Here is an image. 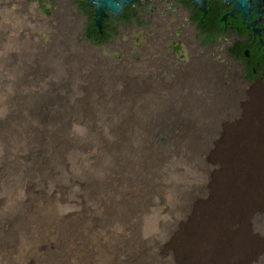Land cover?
Instances as JSON below:
<instances>
[{
	"label": "bare ground",
	"instance_id": "1",
	"mask_svg": "<svg viewBox=\"0 0 264 264\" xmlns=\"http://www.w3.org/2000/svg\"><path fill=\"white\" fill-rule=\"evenodd\" d=\"M21 2L25 9L26 0ZM56 5L54 1L47 8L48 13L41 7L37 10L41 16L39 23H34V13L28 12L32 14L27 17L32 31L39 42L46 43L44 49L57 33V27L45 28L46 24L53 25V20L57 23ZM131 5L133 10L126 9L121 19L103 13L99 32L107 23H113L115 29L102 40L91 41L82 28L74 36H65L64 31L62 38L69 55L79 56L76 46L85 45L94 51L98 61L122 65L123 71H93L81 80L80 91L78 88L68 97L72 100H66L69 93L53 96L56 104L50 110L36 104L30 115L50 113L55 118L0 121V264H264V181L259 182L262 190L256 189L257 196L245 202L248 225L242 222L234 234L235 223L238 227L241 218L240 210L237 213L235 209L242 208V201L229 198V211L223 212L215 199L219 183L232 185L230 162L226 158L228 163L223 161L222 166V160L213 163L216 154L208 152L205 156L187 151L165 157L150 150L144 138H136L134 147L129 137L96 133L113 129V123L105 127L100 123L125 116L120 108L134 100L139 108L156 104L161 109L157 113L172 115L175 120L198 113L215 120V128H211L215 131L222 111L218 101L237 98L235 89H264V63L239 58L150 1L134 0ZM14 8L6 9V13H14ZM69 10L77 21L85 19L89 23L87 15L78 18L80 14L73 3ZM93 11V24L97 27L96 8ZM8 27L9 39L0 47V76L5 75L0 80L12 89L21 88V94L15 90V94L8 96L9 103L14 105L13 101L26 97L24 85L54 87L59 81H71L65 76L67 70L64 71L68 59L60 55L33 56L34 52H27L20 28ZM22 34L26 31L22 30ZM150 46L156 59L146 52ZM195 56L203 64H214L219 73L212 68L203 71V64ZM125 61L127 67H123ZM39 68L43 74L38 72ZM181 72L187 75L183 77ZM218 79L226 93L217 89ZM87 83L90 88L85 87ZM116 83V92L104 90ZM204 83L205 97L213 105L192 101V97L201 96L195 95V91L191 95L190 88ZM181 85L186 93L178 89ZM9 112L12 110L4 114ZM138 113L149 114L147 109ZM68 118L80 121L83 126L77 122L74 125L94 134L77 139L60 133ZM17 126L23 133H18ZM121 126L125 129L123 123ZM141 127L151 130L147 124ZM241 166L236 171L241 169L245 173L249 169ZM204 203H216L219 210L216 213L211 208L206 215L200 208L207 205ZM206 234L209 246L212 245L209 251ZM234 247L251 251L248 258L255 252L257 256L244 260L234 254Z\"/></svg>",
	"mask_w": 264,
	"mask_h": 264
},
{
	"label": "rangeland",
	"instance_id": "2",
	"mask_svg": "<svg viewBox=\"0 0 264 264\" xmlns=\"http://www.w3.org/2000/svg\"><path fill=\"white\" fill-rule=\"evenodd\" d=\"M54 1L55 3H57L56 5L57 6V23H55V21L53 20L51 21L53 25L49 26L48 24H46L45 28L57 27L56 29L57 33L54 34L53 37L50 39V45L47 47V49H44L43 46L46 45V43H43V42L41 43L38 41V37L32 31V28H31L32 23L30 21L28 22L27 17L29 16L32 17V14H29V13L33 12L35 15V19L33 20V22L34 23L41 22V19H40L41 16H40L39 11L37 10L40 7L42 8V6L46 8L48 7L50 8V6L53 5ZM29 2H30L29 0H26V6H25V9H23L21 0H0V36H1L0 37V47L3 45V43L7 44L6 41L9 39V36L7 37V34L10 35L11 28H9L8 26H12L13 29L20 28L21 30L20 35H21V38L22 37L24 38V44H26L25 47H27L28 49L27 52H30L31 54L34 52L32 54L33 56L43 55L45 58H48L49 56H51L52 58H55V56L60 55L69 60L68 64L66 65L68 68L64 65L65 66L64 71L67 70L65 72V76L69 78L71 81L65 82V83L63 80L61 82L59 81L58 83L54 85V87H50V86L48 87L46 85L41 87L40 84H36L35 86H33V88H31V87H27L28 85H24V88L22 87L23 88L22 91L24 93L23 95H26V97L23 96L24 99L13 101L14 105H12V103H9L8 96L15 94L17 90H18L17 92L21 94V91H19L21 88L18 87L16 89H12L11 86H9L6 82H1V80L5 78V75H3L2 73V75L0 76L1 77L0 82L4 85L0 83V94L3 96V99H1L0 97V121L10 120V119H21V118H22L21 120H31L32 118L34 119L55 118V116L50 113H47L44 115H36V116H30V115H31V112L33 113L35 112V109H36L35 107L38 105H40L38 108H45V109L50 110L56 104V102L52 99L53 96L57 97L60 95L64 97L67 93H69L67 94L68 96L66 97L67 98L66 100L68 99L72 100V98H68V97L71 94H75L76 92H78V90L80 91L81 88H79L78 85L81 84V80L83 82V79H87V77H89V75L93 71L99 74H107L110 70L111 72L123 71L120 68L122 65L118 66V65H115L107 61H103V60L98 61L97 57L93 56L94 51L93 50L91 51V49L85 45L80 47L81 44H78L76 46L78 51L80 50L79 52H77L79 56L74 57L73 55H69L67 53L65 42L62 41L64 31H65V36L67 35L74 36L77 34V30L79 31L81 28L84 29V24H86L85 19H82L80 21L76 20V18L71 14L69 10V6L72 3L76 6V11L79 12L80 14L78 18H80L81 16L85 17L87 13L82 10V4L85 3V6H86V2H82L81 0H72V2L70 3L66 2L65 0H40V2L33 1L35 4L33 2H30V3ZM13 7H15L13 9L14 13L10 11L7 14L6 9L10 10ZM88 11L94 12L93 8H88ZM80 24L82 26H80ZM22 30L26 31L25 35L22 34ZM66 42L67 44H69L68 41ZM155 46L158 47L157 45ZM152 51H153V48L152 46H150L146 52L153 59L154 58L156 59V57H154L155 55L150 53ZM199 58L200 57L198 56L194 57V59H198L201 62V64H203L202 60H200ZM92 60L97 61V62H93ZM51 61H54V60L51 59ZM138 63L140 64L141 62H137L136 64ZM152 63L154 64L155 62L152 61ZM128 65H129L128 61L127 62L125 61V63L123 64V67H127ZM203 66H204L203 71H206L212 68L216 72L219 73L220 69L214 67L215 65L214 64L212 65V63L203 64ZM129 70L130 71L132 70L131 66ZM199 70H202V69L200 68ZM38 72L40 74H43V70L41 68L38 69ZM187 72H181V76L185 77L187 75L185 73ZM222 75L223 74H221V77ZM153 80H156V77L153 78ZM165 81H167L168 84H170L169 82H172V80H165ZM89 83L90 85H92L91 82ZM89 83H87L85 87L90 88ZM116 85L118 86L117 83L114 85L109 84L104 87V90L110 93H114L118 90ZM72 86L74 87V89ZM216 86L218 87L217 88L218 90L220 91L224 90L223 93H226L225 91L226 89L223 88V85L220 79H218ZM180 87H182V85ZM206 87H207V84L204 83L201 86L192 85V88H190L191 95H192V91H195V95L201 96L200 98L192 97V101L195 104H207V105L214 104L210 102L208 98L205 97L207 93L205 90ZM178 89L182 93H186V89L184 86L181 89L180 88ZM235 93L236 95L238 94L237 98L224 100L222 102L218 101V103L222 106V111H221L220 119L217 118L218 121L215 123L217 127V130L215 131H211V128H215L213 126L215 120L207 119L206 117H203L202 115L198 113L192 115L191 117H181L179 120H175L174 119L175 117L172 115L157 113V111H160L161 109H160V106L156 104H150L143 108H139L136 105L137 101L134 100L133 103H128V106H123V109L120 108L122 112L124 111L123 114H125V116H123L122 118L118 117L115 120L102 121L100 123L102 125L101 127H105L106 124L113 123V125H110V127L111 126L114 127L113 129H110V130L104 129L105 131L99 130L96 133L100 135H104V136H107V135L116 136L117 135V136L129 137L131 138L132 145L134 147H135L134 140L136 138L138 137L144 138L145 143L150 150H152L156 154H162L165 157H168V156L175 157V155L184 154V153H187V151H191L194 153L199 152V153H202L203 156H205V153L208 152L211 154H216L214 159L212 158L213 163L214 162L219 163L218 161L222 160L221 163H219V165L223 166L224 164L222 163L223 161H226V160L229 161L230 169H231V176L233 177V178L231 177L232 185L230 187V186H227L228 185L227 183L225 184L219 183V186L217 188L218 190L216 191V193L220 196V198L216 194L215 199L219 201L220 209L223 210V212L229 211L230 202L226 201V200H229V198L233 199L234 197V199H240L242 201L241 205H242L243 211H241L242 208L237 209L236 207L235 209V212H237V210L238 211L240 210L239 218L241 217L240 222L238 223V227H237V223H235V229L233 230L235 234L237 232V229H240V225L242 226V222L245 225H248L246 224L248 223L247 221L248 214H246V211L244 212V210L246 209L245 202H248L249 198L253 199L254 197L257 196L258 187L259 189L262 190L259 182L264 181V178H263L264 177V89L258 88L256 91L252 92L249 90H244L242 88H239V89H235L234 95ZM27 96L29 97L32 96V98L34 97V99L28 100ZM40 96L42 97L41 99L39 98ZM44 97H47L50 99H45ZM63 102H64L63 104H65V101ZM61 106L62 104L60 103V107ZM138 106H141V104H138ZM8 109L12 110L11 114L10 112L8 113L9 115L4 114L6 111H8ZM45 109H42V111H47ZM145 109L148 110L149 114H146V113L145 114L138 113L139 115L136 114V112H139V111L142 112ZM110 119H111V116H110ZM121 119H123V121ZM68 120L69 121L65 123L66 125H64L63 128L59 130V132L63 133L65 136L67 137L70 136L72 138L81 139V138H84L90 135L92 136V134H94L92 131L90 132V131L83 130L82 127L79 125H74V122H77L83 126V124L80 121L73 119V118L72 119L68 118ZM94 120L97 122L98 121L100 122L98 118H94ZM122 123L123 125H125V129L122 128L121 126ZM146 124L149 125V127H151V130L147 131V130L142 129L141 125L143 126ZM183 127L186 128V131L181 130V128ZM16 128L18 130V133H23V130L21 128H19L18 126ZM45 131H49V130H45ZM187 142H189V144L192 143L195 145H192V146L183 145V144H186ZM207 142L210 143V145L208 147H203L202 144L207 143ZM169 158H172V157H169ZM246 164H248L249 166H247ZM237 166L249 167V169L248 170L246 169L245 173L241 169L238 172L236 171ZM241 174H243L244 176H242ZM218 179L220 181V178ZM228 182H229V179H228ZM255 182L258 183L256 187H255ZM86 201H90V200L87 199ZM204 204H207V205H202V207L200 206V208L203 209L206 215L210 214L211 208H213L216 213L219 210V208H216L217 207L216 203H204ZM209 205L211 206L209 207ZM242 215H244V217ZM140 223H141L140 225L141 228H143V218L142 217H141ZM18 236H20V233ZM197 237H200V236H197ZM208 238L209 236L206 234V236H204V239L205 241L208 242L207 250L209 251L210 250L209 248H212V245L209 246ZM232 250L236 251L234 252V254H237L240 257L242 256L241 258L244 260H246L248 258V255L251 253V251H247L245 249L243 250L242 247H239V250L238 249L236 250L234 247ZM256 256L257 254L255 252V254L254 255L252 254L248 259H251V257L255 258Z\"/></svg>",
	"mask_w": 264,
	"mask_h": 264
},
{
	"label": "flooded vegetation",
	"instance_id": "3",
	"mask_svg": "<svg viewBox=\"0 0 264 264\" xmlns=\"http://www.w3.org/2000/svg\"><path fill=\"white\" fill-rule=\"evenodd\" d=\"M241 59L264 63V0H251L246 19L222 0H149Z\"/></svg>",
	"mask_w": 264,
	"mask_h": 264
},
{
	"label": "water",
	"instance_id": "4",
	"mask_svg": "<svg viewBox=\"0 0 264 264\" xmlns=\"http://www.w3.org/2000/svg\"><path fill=\"white\" fill-rule=\"evenodd\" d=\"M87 2V8H96L97 10V31H99L103 13L111 15L113 18L121 19L126 7L130 6L134 0H81ZM149 1V0H147ZM193 5L204 7V0H189ZM227 4L233 5V10L240 12L246 19L251 9V0H222Z\"/></svg>",
	"mask_w": 264,
	"mask_h": 264
},
{
	"label": "trees",
	"instance_id": "5",
	"mask_svg": "<svg viewBox=\"0 0 264 264\" xmlns=\"http://www.w3.org/2000/svg\"><path fill=\"white\" fill-rule=\"evenodd\" d=\"M40 1V0H38ZM133 5L126 7L129 11H131ZM44 6H42L43 8ZM82 10L85 11L87 13V16L89 17V23H87L84 26L85 32L84 35L87 36L88 38L91 39V41L94 42V40L97 39H104L105 37H107L114 29L115 27H113V23H107V25H104L101 27V32L97 31V27L94 26L93 24V17H92V12L88 11V8L85 6V3L82 4ZM43 11H45L46 13L49 12V9H47L46 7L43 8ZM81 11V10H80ZM110 30V31H109ZM102 35V36H101ZM105 35V36H104ZM99 37V38H98Z\"/></svg>",
	"mask_w": 264,
	"mask_h": 264
}]
</instances>
